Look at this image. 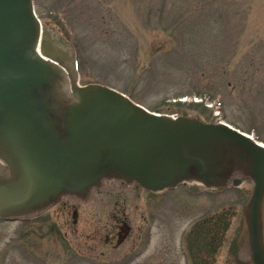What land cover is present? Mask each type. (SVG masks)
Segmentation results:
<instances>
[{"label":"rangeland","instance_id":"1","mask_svg":"<svg viewBox=\"0 0 264 264\" xmlns=\"http://www.w3.org/2000/svg\"><path fill=\"white\" fill-rule=\"evenodd\" d=\"M34 6L48 35L73 47L80 85L109 86L161 114L226 122L264 143V0H34ZM252 189L251 181L219 191L181 185L126 201L118 218L131 234L118 247L110 215L117 209H78L76 224L72 209L0 219V264H198L210 259L204 223L227 213L215 256L224 264L232 217Z\"/></svg>","mask_w":264,"mask_h":264},{"label":"water","instance_id":"2","mask_svg":"<svg viewBox=\"0 0 264 264\" xmlns=\"http://www.w3.org/2000/svg\"><path fill=\"white\" fill-rule=\"evenodd\" d=\"M108 180L151 193L251 181L229 244L234 264H264V144L224 122L80 85L73 47L48 35L34 0H0V219L37 217Z\"/></svg>","mask_w":264,"mask_h":264},{"label":"flooded vegetation","instance_id":"3","mask_svg":"<svg viewBox=\"0 0 264 264\" xmlns=\"http://www.w3.org/2000/svg\"><path fill=\"white\" fill-rule=\"evenodd\" d=\"M116 188L118 189V191L116 190ZM115 191H117L116 194L118 196L113 198V205L110 207H104L102 203H108L104 201H106V199H110L109 196L115 194L114 193ZM146 193L155 194L142 190L138 187H133L131 186V184L128 185L118 181L108 180V181H103L99 187L92 189L90 192V196H84L83 198L66 197L63 198L57 205H55L51 209H72L73 224L74 223L76 224L79 221L80 215L78 209H117L116 211L111 212L110 215L112 219L116 221L117 224L114 227L117 231L115 233V244L113 245V247L115 246L118 247L121 244H123L131 234V228L127 226L124 221L118 218V214H120V210L118 209H125L124 205L126 204V201H129L132 205L133 203L142 201V198L145 197L144 195ZM147 201L148 203H150L149 198L147 199ZM132 205H130V208L134 209V207H137V206L133 207ZM150 207L151 206L149 205L147 208L149 209ZM121 214L124 215V218H126V214L125 212H122V210H121ZM236 215L233 216L232 219L235 218ZM212 223L213 222H209V223L206 222V224L204 223V227L207 225H212ZM109 240H110L109 235H107L104 241L105 243L109 244ZM208 240H209L210 259L208 261L205 260L206 262L204 260L202 261L199 260L198 264H215L216 253L218 249L221 250L222 247L220 246H222V244L224 243V241H218V239L216 238H208ZM218 245L219 247H217ZM226 254L227 255L224 260V264H234L229 241L226 246Z\"/></svg>","mask_w":264,"mask_h":264},{"label":"trees","instance_id":"4","mask_svg":"<svg viewBox=\"0 0 264 264\" xmlns=\"http://www.w3.org/2000/svg\"><path fill=\"white\" fill-rule=\"evenodd\" d=\"M225 215H227V213H222L218 216L207 219V223H213L212 225L205 226L204 229L206 231L204 232V235L208 236V238H216L218 241H221L230 223L229 219Z\"/></svg>","mask_w":264,"mask_h":264},{"label":"built area","instance_id":"5","mask_svg":"<svg viewBox=\"0 0 264 264\" xmlns=\"http://www.w3.org/2000/svg\"><path fill=\"white\" fill-rule=\"evenodd\" d=\"M185 99H186V98H182V99H180V100L184 102V101H186ZM194 101L199 102L200 100L197 99V98H194Z\"/></svg>","mask_w":264,"mask_h":264},{"label":"bare ground","instance_id":"6","mask_svg":"<svg viewBox=\"0 0 264 264\" xmlns=\"http://www.w3.org/2000/svg\"><path fill=\"white\" fill-rule=\"evenodd\" d=\"M185 100H187V98L185 99ZM224 123H226V122H224ZM228 124V123H227ZM263 143V142H262ZM264 144V143H263Z\"/></svg>","mask_w":264,"mask_h":264}]
</instances>
